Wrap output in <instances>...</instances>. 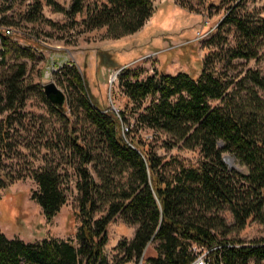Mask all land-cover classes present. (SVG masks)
Returning <instances> with one entry per match:
<instances>
[{"label":"trees","instance_id":"16d2710c","mask_svg":"<svg viewBox=\"0 0 264 264\" xmlns=\"http://www.w3.org/2000/svg\"><path fill=\"white\" fill-rule=\"evenodd\" d=\"M230 1L206 45L198 74L159 67L141 77L143 70L127 64L117 76L126 99L118 110L94 99L77 63L59 67L57 82L75 91H68L63 106L51 101V107L68 118L84 115L94 127L96 143L79 139L72 126L69 133L71 148L80 157L76 182L80 224L75 238L39 241L9 237L0 230V264H190L199 254L195 247L206 250L210 264H249L252 259L262 264L264 236L243 244L227 235L250 220L264 225V94L258 90H264V76L249 68L233 84L235 79L228 78L214 60L225 45H230L231 57H256L264 44V16L253 18L246 12L249 0L220 3ZM34 2L41 6V0ZM46 2L73 18L85 12L82 22L86 27L106 26V36L111 38L138 31L155 8L154 0L88 4L71 0L69 6L57 0ZM225 25L234 27L232 39L229 33L223 35ZM12 34L0 27L3 43ZM110 59L106 63L116 67ZM25 71L22 63L8 78L0 113L22 106L25 88L20 78ZM9 117L8 113L4 121L8 123ZM145 129L166 133L169 146L198 149V158L162 156L143 137ZM7 144L3 134L2 149ZM225 151L234 153L248 171L232 167L224 158ZM89 162L101 181L91 173ZM113 172H126L124 185H114ZM32 175L38 184L32 197L51 218L66 201L62 173L43 165L34 168ZM104 209V214L96 215ZM225 210L231 211L232 223ZM117 214L137 227L131 239L119 240L109 260L104 251L107 225Z\"/></svg>","mask_w":264,"mask_h":264},{"label":"rangeland","instance_id":"374dc122","mask_svg":"<svg viewBox=\"0 0 264 264\" xmlns=\"http://www.w3.org/2000/svg\"><path fill=\"white\" fill-rule=\"evenodd\" d=\"M57 1L65 6L71 3V0ZM93 1L101 0H86L87 4ZM220 2L154 0L153 14L138 31L120 38H111L106 36V26L87 28L82 22L85 12L73 18L63 11L55 10L46 0H41L40 7L34 0H0V27L13 28V34L6 43L0 39V105L5 103V99L1 98L6 91L8 78L22 63L26 64L25 74L20 78L25 88L22 106L16 110L3 109L0 113L1 231L9 237L18 236L26 241H39L45 237H76L80 224V216L77 214L80 192L76 185L80 157L71 148L69 133L72 126L79 139L89 142L93 140L94 127L86 121L84 115L68 118L67 115L57 114L51 107V100L44 91L45 82L54 80L66 95L69 90L75 91L73 86L69 88L66 83L57 82L59 67L64 63H77L84 73L90 92L100 105H114L117 110L123 108L126 99L117 77L122 65L138 66L143 70L141 77L159 67L172 73L200 72L207 54L206 45L231 3ZM245 9L253 18L264 16V0H249ZM233 32L232 25L224 26L223 35L229 33L232 39ZM229 46L225 45L217 54L214 64L228 78L235 79L233 84L249 68L258 69L264 76V44L259 47L258 55L250 58L231 57ZM111 57L116 67L106 63ZM258 90L264 94V90ZM8 113L10 117L7 123L4 120ZM3 134L8 139L4 149ZM142 135L148 137L152 147L166 158L175 156L196 160L199 156L198 149L180 144L169 146L170 137L160 130L145 129ZM93 143L96 142L93 140ZM224 153L234 155L230 151ZM234 162L236 166L232 167L248 171L247 165L238 157L235 156ZM43 165H51L62 173L66 194L65 203L51 218L45 216L40 204L32 197L38 187L32 170ZM87 166L95 179L101 181L93 162ZM125 176L126 172H113L111 178L114 185H124ZM105 212V209L98 210L96 215ZM224 215L229 223L233 222L230 210H225ZM136 227V224L125 221L120 214L109 221L108 241L104 246L109 260L116 254L119 240L131 239ZM263 236L264 225L257 220H250L245 227L232 230L227 235L243 244ZM195 249L199 254L206 253L202 247ZM249 264H256V261L252 259Z\"/></svg>","mask_w":264,"mask_h":264},{"label":"water","instance_id":"95a60500","mask_svg":"<svg viewBox=\"0 0 264 264\" xmlns=\"http://www.w3.org/2000/svg\"><path fill=\"white\" fill-rule=\"evenodd\" d=\"M125 65H122L119 70L124 67ZM118 70V72H119ZM44 91L48 98L56 105V106H63L65 100H66V93L65 91L54 81H47L44 83ZM111 108L115 109L116 107L114 105L110 106ZM117 110V109H115ZM235 157L234 155L225 153L224 158L225 160L232 165L231 158ZM142 264V262H140Z\"/></svg>","mask_w":264,"mask_h":264},{"label":"built area","instance_id":"2783aa9c","mask_svg":"<svg viewBox=\"0 0 264 264\" xmlns=\"http://www.w3.org/2000/svg\"><path fill=\"white\" fill-rule=\"evenodd\" d=\"M7 33H13V28L10 26H3ZM190 264H210L206 253L197 254Z\"/></svg>","mask_w":264,"mask_h":264},{"label":"bare ground","instance_id":"6f19581e","mask_svg":"<svg viewBox=\"0 0 264 264\" xmlns=\"http://www.w3.org/2000/svg\"><path fill=\"white\" fill-rule=\"evenodd\" d=\"M235 157L231 158L232 165H236L234 162Z\"/></svg>","mask_w":264,"mask_h":264},{"label":"crops","instance_id":"0c3cea01","mask_svg":"<svg viewBox=\"0 0 264 264\" xmlns=\"http://www.w3.org/2000/svg\"><path fill=\"white\" fill-rule=\"evenodd\" d=\"M101 1H106V0H101Z\"/></svg>","mask_w":264,"mask_h":264}]
</instances>
